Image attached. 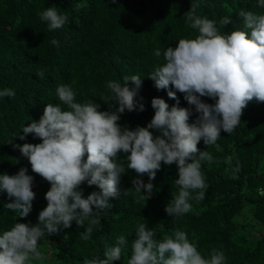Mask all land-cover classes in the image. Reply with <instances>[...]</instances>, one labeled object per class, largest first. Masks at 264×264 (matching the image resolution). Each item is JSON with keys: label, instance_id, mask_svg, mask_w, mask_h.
Listing matches in <instances>:
<instances>
[{"label": "trees", "instance_id": "1", "mask_svg": "<svg viewBox=\"0 0 264 264\" xmlns=\"http://www.w3.org/2000/svg\"><path fill=\"white\" fill-rule=\"evenodd\" d=\"M193 2L196 0H0V90L10 88L15 92L12 98L0 97V175H15L27 168V174L34 178L32 190L36 193L29 216L19 218L18 213L6 207L14 198L0 192V234L15 222L37 225L39 212L47 206L44 197L50 184L32 172L28 160L13 145L41 142L31 134L24 140L19 135L31 121L39 120L46 104L60 103L57 86L71 85L77 93L76 102L93 100L101 111L114 112L118 104L106 100L110 95L107 83L115 80L123 84L124 76L139 75L143 83L136 99L145 110H125L118 121L129 130L151 122L154 98L165 100L169 110L177 106L167 90H157L148 78L164 64V49L175 48L179 39H194L199 34L186 23L185 14ZM198 2L197 14L215 20L221 34L243 28V18L238 16L241 10L264 13L257 6L258 0ZM49 7L67 15L68 22L61 29L50 31L48 22L40 20L38 13ZM224 16L233 23L220 25ZM53 39L59 41V46L51 44ZM158 48L162 50L159 58L153 54ZM41 71L43 78L38 75ZM128 86L135 87L131 82ZM169 90L175 91L171 86ZM176 97L178 107H190L182 93L176 92ZM200 99L215 103L208 97ZM191 108L189 124L198 115L194 106ZM150 131L159 135L156 130ZM220 136L218 150L203 140L197 145L199 152L208 151L213 160L201 161L208 187L203 201L190 200L192 210L188 214L173 218L164 211L172 195L178 194L175 163H162L152 181V197L147 201L141 199L147 193L137 194L132 181L141 179L146 184L148 176L126 169L120 178V196L109 199L112 208L107 214L101 212L100 225L93 228L89 240L80 238L88 222L81 228L73 222L71 228L58 234H46L39 242L44 258L30 260L29 264H83L96 257L104 260L105 247L115 245L121 235L128 240L124 258L110 264H126L136 227L141 223L147 230L155 229V239L171 235L174 228L186 231L205 258L212 249H218L225 255V264H264V194L259 191L264 189V103L249 102L241 123L232 133L221 131ZM126 155L118 153L116 163L124 162L126 167ZM77 191L86 199L99 189L85 182ZM240 218H245L246 223Z\"/></svg>", "mask_w": 264, "mask_h": 264}, {"label": "clouds", "instance_id": "2", "mask_svg": "<svg viewBox=\"0 0 264 264\" xmlns=\"http://www.w3.org/2000/svg\"><path fill=\"white\" fill-rule=\"evenodd\" d=\"M257 6L264 9V0H258ZM199 7L196 0L185 14L188 27L199 34L194 39H179L175 48L164 49V64L157 66L148 78L157 90H167L177 106L169 110L165 100L154 98L151 122L146 127L129 130L118 121L125 110H145L136 99L143 83L139 75L124 76L123 84L115 80L107 83L110 95L106 100L118 104L114 112L101 111L93 100L76 102L77 93L71 85L61 84L56 88L60 103L46 104L39 120L23 127L20 140L31 134L41 142L14 144L13 148L28 160L33 173L50 184V189L44 197L47 206L39 212L37 225L15 222L0 234V264H29L30 260L43 259L39 250L42 238L71 228L73 222L80 228L88 222L80 238L89 240L93 228L100 225L101 212L107 214L112 208L109 199L120 196V178L126 169L138 176H148L146 184L141 179L132 181L137 194L147 193L141 195L147 201L152 197V181L162 163L176 164L178 178L174 184L178 194L172 195L164 209L170 217L188 214L192 210L190 200L205 199L208 185L201 161L212 162L213 157L208 151L199 152L198 143L203 140L205 145L216 146L218 150L221 131L228 134L234 131L249 102L264 103V13L241 10L238 16L243 18V28L221 34L215 20L197 14ZM38 15L41 21L48 22L50 31L61 29L68 22L67 15L60 14L55 7ZM232 23L229 16L219 20L222 26ZM51 44L59 46V41L53 39ZM153 54L159 58L162 50L155 49ZM38 75L43 78L44 73ZM129 82L135 87L130 88ZM170 86L175 91L169 90ZM176 92L183 94L189 108L178 107ZM14 96L10 88L0 90V97ZM201 97L211 98L215 103H204ZM191 106L198 115L189 124L193 115ZM150 130H156L159 135H153ZM121 152L128 154L126 167L124 162L116 163ZM27 172V168H21L15 175H0V192L14 198L6 207L18 213L19 218L29 216L36 198L32 190L34 178ZM85 182L99 189L86 199L77 191ZM259 191L264 194V189ZM156 234L155 229L147 230L145 223L137 225L126 264H225L223 251L212 249L205 258L184 230L174 228L171 235L162 239H155ZM127 245V238L118 236L115 245L105 247L106 259H86L83 264L119 261L124 258Z\"/></svg>", "mask_w": 264, "mask_h": 264}, {"label": "rangeland", "instance_id": "3", "mask_svg": "<svg viewBox=\"0 0 264 264\" xmlns=\"http://www.w3.org/2000/svg\"><path fill=\"white\" fill-rule=\"evenodd\" d=\"M240 221H242V222H245V221H247V220H245V218H240ZM246 223V222H245ZM259 230V229H258Z\"/></svg>", "mask_w": 264, "mask_h": 264}]
</instances>
